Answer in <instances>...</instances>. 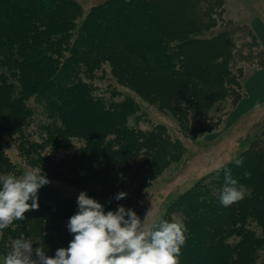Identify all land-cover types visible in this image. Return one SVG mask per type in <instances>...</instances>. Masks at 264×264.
Returning <instances> with one entry per match:
<instances>
[{
	"label": "trees",
	"instance_id": "1",
	"mask_svg": "<svg viewBox=\"0 0 264 264\" xmlns=\"http://www.w3.org/2000/svg\"><path fill=\"white\" fill-rule=\"evenodd\" d=\"M148 3L106 0L77 28L74 19L58 16L64 0H0V175L41 167L54 179L39 190L38 210L4 230L0 252L12 239L26 238L30 227L66 232L82 191L75 186L77 174L134 185L138 193L151 180L152 156L158 141L167 138L166 128L130 126V118L140 121L138 105L110 90L122 86L118 77L126 56L136 70L176 83L186 93L202 94L206 107L231 94L213 91L197 76L186 50L187 43L194 44L142 22ZM105 63L117 81L103 74ZM212 84L219 85L217 80ZM171 109L179 116L193 111L189 103ZM10 145L18 150L20 165L6 156ZM227 167L250 189L243 200L220 204L224 174L215 171L178 195L163 215L186 224L180 264H264V155L246 153L242 167ZM245 172L251 177L244 178Z\"/></svg>",
	"mask_w": 264,
	"mask_h": 264
},
{
	"label": "rangeland",
	"instance_id": "2",
	"mask_svg": "<svg viewBox=\"0 0 264 264\" xmlns=\"http://www.w3.org/2000/svg\"><path fill=\"white\" fill-rule=\"evenodd\" d=\"M104 1L64 0V9L58 16L61 20L74 19L78 28L86 14ZM140 17L144 24L194 44L187 43L186 50L194 60L197 76L210 84L213 91L231 93L206 107L200 98L202 94L186 93L176 83L136 70L131 57L126 56L125 71L118 77L122 86L112 85L110 90L115 88L123 98L138 105L136 116L140 121L136 123L135 117L130 118L132 128L151 129L157 124L166 128L167 138L158 141V150L152 156L151 180L144 182L140 193L133 192L134 185H121L105 176L77 174L75 186L111 210L118 204L129 203L126 208L133 204L132 209L141 220L149 212L145 220L148 225L154 217L165 215L178 195L217 171L218 163L227 164L233 157H244L246 153L264 155V102L251 107L244 102L252 97L248 88L256 74L264 73V37L256 33L253 24L257 18L264 24V0H149ZM194 40L197 41L191 42ZM103 74L117 81L108 63L103 66ZM215 80L218 87L212 84ZM182 103H189L193 111L186 110V114L179 116L171 109ZM4 152L20 165L22 158L14 145ZM118 192L127 193V197L116 201L113 197ZM24 235L33 241L34 248L43 243L49 256H54L60 247L66 248L73 238L68 230L48 231L42 227H30Z\"/></svg>",
	"mask_w": 264,
	"mask_h": 264
},
{
	"label": "clouds",
	"instance_id": "3",
	"mask_svg": "<svg viewBox=\"0 0 264 264\" xmlns=\"http://www.w3.org/2000/svg\"><path fill=\"white\" fill-rule=\"evenodd\" d=\"M228 163L243 166V157H233ZM223 171V186L219 201L223 207L240 202L250 189L233 178L225 163L216 165ZM251 177L245 172L244 178ZM50 183L41 167L17 175H0V238L15 221L25 220V213L38 210L39 190ZM127 193L118 192L113 199H125ZM77 211L69 217L67 230L72 234L68 246L60 247L54 256L47 255L42 244L18 237L0 254V264H180L181 249L187 240V227L181 218L166 220L163 214L146 225L132 208L117 206L105 211L103 204L81 191ZM110 203V201H109Z\"/></svg>",
	"mask_w": 264,
	"mask_h": 264
},
{
	"label": "crops",
	"instance_id": "4",
	"mask_svg": "<svg viewBox=\"0 0 264 264\" xmlns=\"http://www.w3.org/2000/svg\"><path fill=\"white\" fill-rule=\"evenodd\" d=\"M253 24L255 26L256 33H259L262 37H264V24L262 20L257 18ZM262 41L264 40L262 39ZM248 91L252 94V97L248 100L244 99V102H248L250 107L260 102H264V73L256 74L254 83L250 84Z\"/></svg>",
	"mask_w": 264,
	"mask_h": 264
}]
</instances>
